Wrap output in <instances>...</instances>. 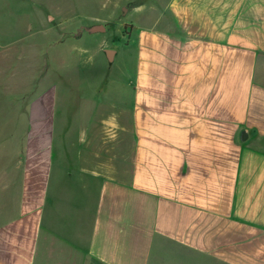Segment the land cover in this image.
Returning <instances> with one entry per match:
<instances>
[{"label": "crops", "instance_id": "obj_1", "mask_svg": "<svg viewBox=\"0 0 264 264\" xmlns=\"http://www.w3.org/2000/svg\"><path fill=\"white\" fill-rule=\"evenodd\" d=\"M116 3L142 17L130 85L77 94L57 136L37 76L0 153V264H264V0Z\"/></svg>", "mask_w": 264, "mask_h": 264}, {"label": "rangeland", "instance_id": "obj_2", "mask_svg": "<svg viewBox=\"0 0 264 264\" xmlns=\"http://www.w3.org/2000/svg\"><path fill=\"white\" fill-rule=\"evenodd\" d=\"M118 1L0 0V32L5 43L0 52V153L9 150L13 155L23 147L20 135L25 129V104L34 100L41 71L57 83V136L65 119L81 117L78 108L82 102L77 94L98 88L110 93L129 87L134 49L128 34L131 25L137 26L142 17L131 9L122 12ZM48 6L56 12L35 13ZM98 26L104 31H90ZM103 49L117 52L113 62L108 61ZM38 58L41 62L36 70ZM69 128L70 143L55 141L56 151L76 146L81 127ZM63 129L66 133V126ZM73 151H69L71 155ZM7 160L13 165L15 158L0 157V165Z\"/></svg>", "mask_w": 264, "mask_h": 264}, {"label": "water", "instance_id": "obj_3", "mask_svg": "<svg viewBox=\"0 0 264 264\" xmlns=\"http://www.w3.org/2000/svg\"><path fill=\"white\" fill-rule=\"evenodd\" d=\"M90 31H92V32H95V31L103 32L104 31V27L103 26H98L96 28H92ZM106 53H107V56L110 58V55H111L112 51L107 50Z\"/></svg>", "mask_w": 264, "mask_h": 264}]
</instances>
